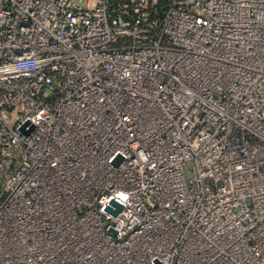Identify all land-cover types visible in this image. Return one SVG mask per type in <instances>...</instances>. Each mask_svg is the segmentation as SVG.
<instances>
[{
    "label": "built area",
    "instance_id": "built-area-1",
    "mask_svg": "<svg viewBox=\"0 0 264 264\" xmlns=\"http://www.w3.org/2000/svg\"><path fill=\"white\" fill-rule=\"evenodd\" d=\"M0 264H264V0H0Z\"/></svg>",
    "mask_w": 264,
    "mask_h": 264
},
{
    "label": "water",
    "instance_id": "water-1",
    "mask_svg": "<svg viewBox=\"0 0 264 264\" xmlns=\"http://www.w3.org/2000/svg\"><path fill=\"white\" fill-rule=\"evenodd\" d=\"M111 204L116 206V210L113 211V213L115 214L117 212V210L121 207V205L117 202H115L114 200L111 201ZM109 209V208H108ZM110 210V209H109Z\"/></svg>",
    "mask_w": 264,
    "mask_h": 264
},
{
    "label": "rangeland",
    "instance_id": "rangeland-1",
    "mask_svg": "<svg viewBox=\"0 0 264 264\" xmlns=\"http://www.w3.org/2000/svg\"><path fill=\"white\" fill-rule=\"evenodd\" d=\"M79 2H84V0H77ZM191 173L188 171V169L186 168V177H190Z\"/></svg>",
    "mask_w": 264,
    "mask_h": 264
}]
</instances>
